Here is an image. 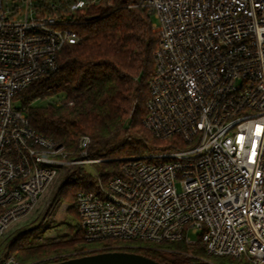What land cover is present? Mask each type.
Segmentation results:
<instances>
[{"label":"built area","instance_id":"2783aa9c","mask_svg":"<svg viewBox=\"0 0 264 264\" xmlns=\"http://www.w3.org/2000/svg\"><path fill=\"white\" fill-rule=\"evenodd\" d=\"M113 2L0 0V238L66 166L88 164L96 188L77 191L76 204L85 239L100 244L87 254L134 241L202 242L210 254L264 264V0L136 4L158 35L143 122L167 144L120 157L107 181L95 167L103 158L89 157V136L73 156L13 104L82 39L80 14Z\"/></svg>","mask_w":264,"mask_h":264},{"label":"trees","instance_id":"16d2710c","mask_svg":"<svg viewBox=\"0 0 264 264\" xmlns=\"http://www.w3.org/2000/svg\"><path fill=\"white\" fill-rule=\"evenodd\" d=\"M139 2L91 4L80 14L77 25L82 39L62 49L58 69L32 82L15 97L30 124L63 144L73 156L78 155L80 137L89 136V157L103 158L95 167L104 181L120 173V157L153 152L167 144L143 122L158 35L152 27V15L146 7L136 5ZM49 97L57 99L38 102ZM63 171L55 200L61 197L71 204L69 212L76 224L68 225V231L58 239L44 241L33 234V229L18 231L5 239L0 260L13 254L21 262L47 264L70 257L63 254H87L86 249L100 244L85 239L76 204L77 191L95 189L96 179L82 164L66 166ZM128 244L119 249L145 254L163 264H186L202 258L220 264H249L232 256L209 255L202 242Z\"/></svg>","mask_w":264,"mask_h":264},{"label":"rangeland","instance_id":"374dc122","mask_svg":"<svg viewBox=\"0 0 264 264\" xmlns=\"http://www.w3.org/2000/svg\"><path fill=\"white\" fill-rule=\"evenodd\" d=\"M57 99V98H56ZM55 98L49 97L46 100L38 101L40 104L48 103L49 101L56 100ZM15 106L21 107V102L15 100L13 102ZM87 169L88 164H82ZM63 172L58 175L55 181L50 187L43 193L36 208L25 218L19 220L13 224L3 237L0 238V252L4 251L6 245V238L11 237L18 231H24L33 229L34 235H39V238L44 241L46 238L58 239L60 234H64L68 231V225L76 224L74 215L69 212L71 204L65 199L58 197L55 200V193L60 186ZM69 206L67 207V205ZM52 205V206H51ZM51 206V207H50ZM61 207V208H60ZM81 224V223H80ZM207 251V250H206ZM207 254H210L207 251ZM1 255V254H0ZM188 256H191L188 254ZM217 256V255H214ZM243 260H246L245 258ZM240 263V262H239ZM186 264H220L214 260L208 258H202L198 262L190 261Z\"/></svg>","mask_w":264,"mask_h":264},{"label":"water","instance_id":"95a60500","mask_svg":"<svg viewBox=\"0 0 264 264\" xmlns=\"http://www.w3.org/2000/svg\"><path fill=\"white\" fill-rule=\"evenodd\" d=\"M47 264H163L150 256L135 251L106 250L73 256Z\"/></svg>","mask_w":264,"mask_h":264}]
</instances>
